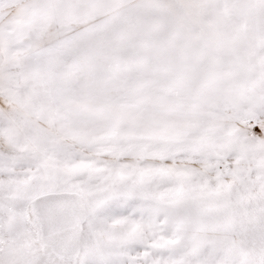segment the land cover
Instances as JSON below:
<instances>
[{
  "label": "bare ground",
  "instance_id": "obj_1",
  "mask_svg": "<svg viewBox=\"0 0 264 264\" xmlns=\"http://www.w3.org/2000/svg\"><path fill=\"white\" fill-rule=\"evenodd\" d=\"M25 2L0 0V15H9L10 8L23 3L28 6ZM205 3L213 4L209 18L200 14ZM29 6L17 10L7 23L24 36H31V29L46 28L51 40H64L36 54L31 75L26 61L18 65L44 110L40 114L30 110L25 120V113L13 120L36 122L43 131L19 138L36 147L28 162L38 168L30 174L32 191L24 194L14 185L17 190L4 191L10 193L8 198L0 194L3 202L10 197L16 205L4 206L6 211H23L22 202L12 197L34 193L70 190L87 201L107 200L127 187L120 182L125 179L131 190L146 191L152 206L168 211L170 231L178 232L173 236L182 238L193 260L180 264H264L259 255L264 246V139L250 138L254 127L264 137V55L250 57L247 51L254 45L246 40L264 36V4L35 0ZM25 18L30 21L24 23ZM120 45H155L142 52L148 66L144 73L151 70L155 78L144 80L142 70H132V80L126 84L121 78H104L103 72L113 63L111 56H104L110 48L114 55H122ZM122 94L133 99L134 111L122 106ZM45 96L55 104L54 113ZM0 120L5 139L9 127ZM105 122L112 131L104 132ZM111 132L115 138L105 136ZM52 144L55 152L43 151ZM18 145L15 148L24 150L22 142ZM101 146L104 151L98 153ZM118 147L131 149L120 152ZM221 158L227 162L213 163ZM99 163L107 171L96 187L90 184L98 180L91 168ZM73 177L80 183L70 180ZM87 201L80 202L81 212ZM135 226L143 240H151L150 223L138 221ZM107 236L111 243L121 240L118 229ZM167 236L170 241L172 234ZM39 246L38 250L44 249ZM93 247V243L82 246L84 264H98L101 250ZM30 249L35 251L36 246Z\"/></svg>",
  "mask_w": 264,
  "mask_h": 264
},
{
  "label": "rangeland",
  "instance_id": "obj_2",
  "mask_svg": "<svg viewBox=\"0 0 264 264\" xmlns=\"http://www.w3.org/2000/svg\"><path fill=\"white\" fill-rule=\"evenodd\" d=\"M33 1L35 0H26L25 3L30 5ZM258 1L264 4V0ZM29 5L25 6L23 3L14 9L10 8L9 10L12 12L7 14V17L0 15V118L6 120L3 122L9 127V129L6 128L8 132L5 139L0 134V194L2 193L6 198L10 193L4 191H8V189L17 190L14 189V185L18 189H24V194L27 189L32 191V187L29 186L30 182L33 183L30 174L38 168V164H29L28 159L33 155L32 152L35 150L33 148L36 147L31 145L27 139L21 141L24 144V150L21 151L15 147H19L20 137H29L43 131L36 122L28 125L22 123L23 120L21 119L13 120V116L16 115L21 118L23 113L25 116L22 119L25 120L26 116L30 115V110H36L38 114L44 110L33 92L34 87L30 84L27 76L22 73V70L18 68V65L21 61H26L27 69L29 68L27 74L31 75L34 70L31 63L35 62L36 54L45 53L52 45H58L64 40V38L58 39L57 42L55 39L51 40L52 33L46 28L31 29L29 33L31 36H24L19 29L7 23L11 16L13 18L16 15L17 10L31 8ZM226 6L229 7V4ZM212 10L213 4L205 3L201 6L200 14L203 18H209L212 16ZM32 12L34 13L35 9ZM29 21V18H25L24 23ZM246 34L247 30L245 29ZM64 37L69 38L71 34ZM246 40L247 42L252 40V45H254L247 51L250 57L255 58L264 55V36L255 34L251 37L247 36ZM121 46L124 48L122 55H114V51L110 48L104 56H111L113 63H110V67L107 68L108 71L103 72V77L110 80L121 78L126 84L132 80V70H137L138 73L140 70L143 73L148 70L142 52H146L147 49L155 45ZM248 63L252 64L253 62L250 60ZM261 64H264V61ZM141 77L144 80L155 78L151 70L149 73L142 74ZM48 96L44 97V102L50 105L48 106L49 111L54 113L55 104L54 106L51 104ZM119 99L122 106H127L131 111L135 110L133 99L131 100L128 94H122ZM131 106L133 107L130 108ZM14 121H16L15 124H13ZM107 122L110 124L108 120ZM108 124L104 123V132L112 131V128H107L111 126ZM254 128L250 138L264 139L260 128ZM56 135L59 136L58 132ZM105 136L115 138L113 132L111 134L105 133ZM136 148L141 149L143 147L138 146ZM103 149V146L98 147L97 152L101 153L104 151ZM129 149L131 148H117L120 152ZM56 150L57 147L52 144L43 151L55 152ZM105 151L112 150L106 149ZM49 161L52 165L55 164L53 159ZM214 162L225 164L227 160L221 158L215 159ZM125 163L128 162L125 161ZM137 164L135 169L139 170L138 166H141V163L137 162ZM69 167L75 169L77 165L70 163ZM106 168L104 163L92 166L91 173L98 176V180L91 181V185L99 187L98 185L102 184L100 175L106 173ZM107 174L109 177L114 176V174ZM122 174L125 173L121 172ZM70 180L77 184L80 183V179L75 177ZM60 181L66 180L61 178ZM127 181L122 179L120 182L124 187H127L110 196L107 200L101 199L96 202L88 200L89 203L88 198L85 200L78 192L70 190L46 194L34 193L32 196L16 195L12 197L14 200L22 202L21 208L24 210H7V212L4 206L11 207L14 205V201L9 197L7 202H3L0 198V264H84L82 246L90 243L94 244V249L98 245L101 250L98 255V264H180L186 259L193 262L182 238L179 235L173 236L178 232L170 231L167 220L168 211L152 206L148 193L146 191L138 193L131 190L132 186H128ZM82 201H87L90 205L89 207L86 204L83 213L80 206ZM51 219L52 221L49 222ZM138 221L150 223V227L154 230L149 238L151 240H143L137 233L135 222ZM23 223L25 226L21 229ZM115 229L121 233V240L111 243L107 232H112ZM49 234L50 236L51 234L55 235L57 239L60 238L59 242L52 241L48 236ZM168 234H172L170 241L166 239ZM47 238L50 239L47 240ZM39 245L44 249L38 250ZM31 246H36V250L32 251ZM259 253L264 262V246L259 247Z\"/></svg>",
  "mask_w": 264,
  "mask_h": 264
}]
</instances>
